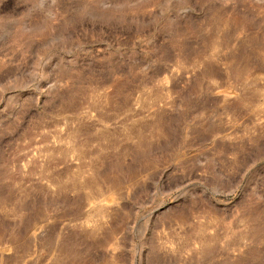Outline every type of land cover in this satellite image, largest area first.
<instances>
[{"label":"rangeland","instance_id":"1","mask_svg":"<svg viewBox=\"0 0 264 264\" xmlns=\"http://www.w3.org/2000/svg\"><path fill=\"white\" fill-rule=\"evenodd\" d=\"M0 264H264V0H0Z\"/></svg>","mask_w":264,"mask_h":264}]
</instances>
